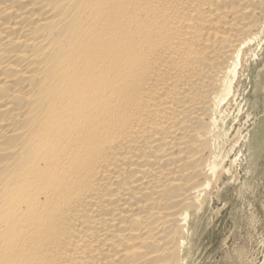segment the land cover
<instances>
[{"label":"bare ground","instance_id":"bare-ground-1","mask_svg":"<svg viewBox=\"0 0 264 264\" xmlns=\"http://www.w3.org/2000/svg\"><path fill=\"white\" fill-rule=\"evenodd\" d=\"M262 31L264 0H0V264H187Z\"/></svg>","mask_w":264,"mask_h":264},{"label":"rangeland","instance_id":"rangeland-1","mask_svg":"<svg viewBox=\"0 0 264 264\" xmlns=\"http://www.w3.org/2000/svg\"><path fill=\"white\" fill-rule=\"evenodd\" d=\"M255 42L221 109L225 171L191 218L187 264H264V31Z\"/></svg>","mask_w":264,"mask_h":264}]
</instances>
